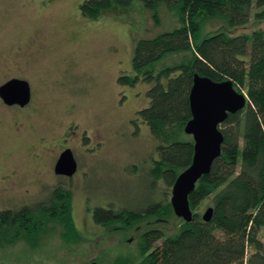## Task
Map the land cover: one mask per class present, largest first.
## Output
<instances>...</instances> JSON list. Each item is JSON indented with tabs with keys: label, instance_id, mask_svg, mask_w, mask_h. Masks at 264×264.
<instances>
[{
	"label": "rangeland",
	"instance_id": "1",
	"mask_svg": "<svg viewBox=\"0 0 264 264\" xmlns=\"http://www.w3.org/2000/svg\"><path fill=\"white\" fill-rule=\"evenodd\" d=\"M80 1L0 0V84L20 77L31 94L24 106L0 100V210L45 200L56 186L66 190L68 210L31 232L3 231L0 264H134L142 258L144 230L173 236L184 221L170 211L128 224L92 219L94 206L137 209L169 201L171 185L157 175L159 141L137 115L148 103V83L144 70H133L132 56L139 39L172 29L178 19L173 9L146 0L88 17ZM263 27L264 17L234 27L208 18L200 35ZM189 58V52L169 53L151 71ZM122 75L139 77L131 85L119 82ZM179 135L189 138L183 130ZM64 146L77 161L71 177L53 173ZM207 206L209 199L191 211L202 214ZM258 237L264 248V226Z\"/></svg>",
	"mask_w": 264,
	"mask_h": 264
},
{
	"label": "trees",
	"instance_id": "2",
	"mask_svg": "<svg viewBox=\"0 0 264 264\" xmlns=\"http://www.w3.org/2000/svg\"><path fill=\"white\" fill-rule=\"evenodd\" d=\"M131 1L81 0L78 7L82 15L93 17L104 9L126 7ZM158 4L176 12L178 25L139 39L132 67L135 72L144 70L142 79L148 83V103L137 115L159 141L157 175L165 184L172 185L191 160V136L183 138L179 133L190 117L188 93L194 72L213 80L230 79L238 91L245 87L247 103L219 124L223 135L220 153L188 194L192 210L209 199L210 219L205 221L194 211L173 236L157 228L144 230L142 258L134 264H264L258 237L264 226V27L250 34L217 31L200 35L202 22L208 18L219 17L234 27L251 17H264V0H146L152 8ZM175 52H189L190 58L151 71L154 63ZM129 78L122 75L118 80L137 79ZM165 194L164 190L160 197ZM66 199V190L56 187L46 200L0 211V235L7 230L31 232L46 217L66 215ZM168 211L173 213L170 202L160 199L137 209L94 206L91 216L96 223L108 226Z\"/></svg>",
	"mask_w": 264,
	"mask_h": 264
},
{
	"label": "water",
	"instance_id": "3",
	"mask_svg": "<svg viewBox=\"0 0 264 264\" xmlns=\"http://www.w3.org/2000/svg\"><path fill=\"white\" fill-rule=\"evenodd\" d=\"M30 99L28 82L20 77H11L0 84V100L5 105L24 106ZM190 117L183 125L185 134L191 136L193 152L190 163L175 177L170 189L169 202L173 213L185 221L192 218L188 194L197 180L207 174L213 159L219 155L223 135L219 124L228 113L243 109L247 103L244 92L234 88L230 79L213 80L196 72L188 93ZM76 161L69 148L58 155L54 171L71 175ZM212 207L208 206L201 218L208 221ZM88 264H98L92 260Z\"/></svg>",
	"mask_w": 264,
	"mask_h": 264
},
{
	"label": "flooded vegetation",
	"instance_id": "4",
	"mask_svg": "<svg viewBox=\"0 0 264 264\" xmlns=\"http://www.w3.org/2000/svg\"><path fill=\"white\" fill-rule=\"evenodd\" d=\"M135 76H136V75L131 76V78H135ZM137 77H139V76H136V78H137ZM141 78H142V76H141ZM130 80H132V79H130ZM134 82H135V81H133V82L130 81V82H127V83H129V84L132 85V84H134ZM30 97H31V94H30ZM29 100H30V99H29ZM66 148H69V149L71 150L72 155H73V157H74L73 151H72L71 147H69V146H64V147L61 149V151H63V150L66 149ZM61 151H60V152H61ZM60 152H59V154H60ZM59 154H58V155H59ZM57 157H58V156H57ZM56 159H57V158H56ZM74 159H75V157H74ZM55 161H56V160H55ZM75 161H76V159H75ZM54 163H55V162H54ZM77 168H78V167H77V161H76V169H75V171H74L71 175H67V174H63V173H56V172L54 171V165H53V173H54L55 175H57V176L71 177V176H73V175L76 173ZM56 187H58V186H56ZM56 187H54V188H56ZM54 188H53V189H54ZM46 199H47V198H46ZM46 199H45V200H46ZM42 201H43V200H42ZM26 206H27V205H26ZM22 207H23V206H22ZM19 208H20V207H19ZM10 209H11V208H6V209L0 210V211L10 210Z\"/></svg>",
	"mask_w": 264,
	"mask_h": 264
}]
</instances>
